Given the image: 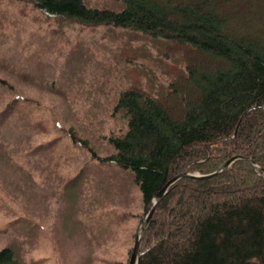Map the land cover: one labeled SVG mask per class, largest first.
Wrapping results in <instances>:
<instances>
[{
  "label": "trees",
  "instance_id": "trees-1",
  "mask_svg": "<svg viewBox=\"0 0 264 264\" xmlns=\"http://www.w3.org/2000/svg\"><path fill=\"white\" fill-rule=\"evenodd\" d=\"M23 1L57 21L131 31L182 65L157 92L152 83L117 94L115 109L125 117L126 129L108 138L110 155L101 157L73 131L66 132L100 166L128 175L145 209L185 170L210 174L236 155L264 168V0H115V9L87 0ZM16 64V75L30 81L24 63ZM0 89L5 94L13 88L0 79ZM34 105L36 115L28 112ZM40 108L20 93L11 100L0 97V158L28 176L58 147V140L37 138L48 134ZM95 196L93 191L90 199ZM82 203L77 226L88 213L93 218L88 243L116 240L128 215L116 207L104 211L96 199ZM139 253L138 264H264V177L239 159L211 177L181 178L154 211ZM0 264L20 262L5 247Z\"/></svg>",
  "mask_w": 264,
  "mask_h": 264
},
{
  "label": "rangeland",
  "instance_id": "rangeland-1",
  "mask_svg": "<svg viewBox=\"0 0 264 264\" xmlns=\"http://www.w3.org/2000/svg\"><path fill=\"white\" fill-rule=\"evenodd\" d=\"M87 3L116 8L115 0ZM3 54L11 57H0V79L13 89L5 94L0 89L1 99L11 100L20 93L38 102L48 134L37 138L58 140V147L47 152L46 162L33 176L0 158V249L12 248L20 264L128 262L146 211L139 189L128 175L92 160L66 132L73 131L101 157L110 155L108 138L126 129L125 117L115 109L117 94L152 83L157 92L183 70L182 65L168 51L161 52L148 38L131 31L50 19L23 0H0ZM17 61L33 76L30 81L16 75ZM39 63L41 70L35 68ZM28 112L36 115L37 107ZM60 180L64 187L58 189ZM93 191L96 196L90 199ZM84 199L99 200L104 211L116 207L118 213L128 215L116 240L104 246L88 243L92 213L77 226Z\"/></svg>",
  "mask_w": 264,
  "mask_h": 264
},
{
  "label": "water",
  "instance_id": "water-1",
  "mask_svg": "<svg viewBox=\"0 0 264 264\" xmlns=\"http://www.w3.org/2000/svg\"><path fill=\"white\" fill-rule=\"evenodd\" d=\"M239 159L247 161L255 171H257L260 175L264 176V168L259 166L258 164H256V162L254 160H252L249 157L243 156V155H236V156H233L230 159H228L224 164H222L220 166V168L218 170H216L213 173L201 175V174H192V173L188 172L187 170H185V171L181 172L180 174L176 175L175 177H173L172 179H170L167 182V184L162 188V190L159 191L155 195V197L152 201V205L146 209V211L144 212V214L142 216V219L139 223V226H138L136 234H135L133 250H132L131 257L129 259L128 264H138V260L140 257V253H139L140 242H141V240H142V238H143V236L147 230V227L150 223V220L153 216L154 211L156 210L160 201L166 196L169 188L173 184H175L181 178L197 179V178H206V177H211V176L217 175V174L223 172L225 169L229 168L236 160H239Z\"/></svg>",
  "mask_w": 264,
  "mask_h": 264
}]
</instances>
